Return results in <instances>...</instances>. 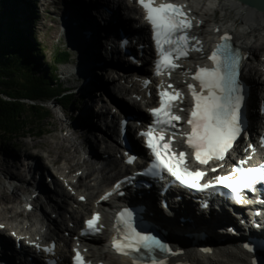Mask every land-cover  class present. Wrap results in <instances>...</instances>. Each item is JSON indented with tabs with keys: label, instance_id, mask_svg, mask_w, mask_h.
Returning a JSON list of instances; mask_svg holds the SVG:
<instances>
[{
	"label": "bare ground",
	"instance_id": "bare-ground-1",
	"mask_svg": "<svg viewBox=\"0 0 264 264\" xmlns=\"http://www.w3.org/2000/svg\"><path fill=\"white\" fill-rule=\"evenodd\" d=\"M111 1L112 3L110 6H113V9L117 10L119 7L117 3L114 0ZM205 1L209 2L208 5L216 8L209 13L204 11H201L200 13L203 15L204 19L209 21V23H215L214 26L217 27V31L213 34L208 33L203 35L205 41L202 45H205L207 41L210 42L211 40H215L224 35L225 31L230 30L231 25L235 22L245 21L248 20V18L251 19V17L254 18L252 15L256 12L251 5L242 0H197L196 5H201L199 10H201V7L206 3ZM105 3L104 0H42V2H40L46 11L41 18L40 26L50 29L46 37L47 40H53L58 35L60 31L59 23H61L58 17L59 15H64V18L70 20L71 26L76 30L77 35L85 42L84 55L87 66L84 67V69L82 68V72L83 70L85 71L84 74L80 75L77 65H71L68 67L63 66L61 70L66 74L64 75L66 81L64 89L69 93V97L71 96L70 92L73 89H78L82 93L84 100L78 104V111L76 113H72L67 108L66 110L68 112H66L64 108L61 109L67 120L65 121L64 118H60L59 116L55 117L52 121L54 124V132L48 133L47 129L33 130L30 134V139L28 138V140L24 142L20 141L19 143L5 144L4 147H0V264H26V261L20 260L22 258L21 256H18L19 253H17L15 249L16 243L10 236V233L19 232L24 228L21 226L23 222L19 219L22 215H26L30 218L32 224L37 225L31 219L34 214L32 212L33 215L31 213L28 214L24 210V203L33 204V206L37 208V203L42 201L41 198L43 199L46 197L49 200L48 204L52 207L58 206V211H63V209H65L66 213L62 216L60 221L57 220L58 217L51 219L52 213L49 215V212L43 210L41 213L44 214L45 218L47 216L48 219H51L57 230L58 228L64 231L70 230V222L73 221L77 224L81 217L84 216V213H82L81 210H77V208L73 207L71 204H68L69 199H72L75 203L81 204L83 210L92 212L95 207V198L102 197L103 192H99L108 187L113 179L110 175L111 170L109 168H114L121 163L120 157L114 155L115 151L111 152L109 155L108 150L110 149V146L107 144L110 140L112 142L117 141L116 136L118 131L116 130L118 129L114 124L113 129L115 130H113L112 133L116 136H113L112 133L110 135L109 130L102 129L101 123L105 122L106 118L104 112L110 114V108L107 109L106 107L105 111L101 109L103 106L96 97V94L101 88H111L110 85H113V81L116 79V73L120 71L117 64L108 65L102 62L103 60H106L105 51L108 47L105 43L107 39L106 32H108L106 29L110 28L114 33L117 31L116 26H110L106 24L105 21L103 23L101 22L105 17L104 8L101 4ZM22 4L24 7L21 9ZM97 4L100 5L97 6ZM50 6L53 9V13L49 12ZM14 11L18 14H13ZM26 11L27 14H25ZM28 12V8L23 3V0H19V6L12 9L10 8L8 20L14 21V15L15 20H18L19 15L26 16L28 15ZM118 13L119 16L113 25L119 24V27L127 29L129 26V18L125 17L122 11H119ZM38 16L39 14L34 16L29 24L31 29L30 33L34 38L35 36L37 37L39 30L37 25V23H39ZM109 18L110 16L106 17V20L108 21ZM51 20L53 21L51 22ZM133 30L134 29H132V32L134 33ZM200 33L203 34V31H200ZM250 36L252 37V35ZM35 40L38 41V38H35ZM107 41L110 43L109 40ZM18 42L19 41L16 39L14 45L19 46ZM21 45H23V42ZM248 48H250L249 53L251 54L252 51L257 49L254 44L248 45ZM198 54L200 53L198 52ZM199 58L203 60L202 55ZM98 59L102 62L101 68L103 70L95 69L91 65V62H95ZM106 66H109L110 68ZM38 70L41 73L39 68ZM138 71L142 74L149 75L145 73V69ZM175 80L178 83V80ZM54 84L55 83L53 82L52 85ZM256 84L258 87L257 90L261 91L263 83L258 80ZM179 85L181 87L183 86L181 84ZM60 86L61 88H58L59 94L56 95L55 91H53V95L55 100L63 101L69 97L65 96L62 84H60ZM114 86H116L115 83ZM113 97L114 99L119 98L116 93L115 95L113 94ZM35 100L37 101L36 95ZM140 101H142V99L139 100L140 104H138L133 100V102L138 104L139 107L143 105V102ZM137 112L138 115H140L138 117H141V115L145 116V113L142 111ZM34 122L37 123L38 121ZM58 126L61 128V132H55V130L59 129ZM107 129H109L108 126ZM46 133L50 135H45ZM91 137H94L97 141L96 146L92 143H88L91 141ZM131 138L135 141H139V138L136 135L134 138V134L131 135ZM86 154L90 155L92 159L88 162V169L91 170V173L87 175L89 176V179H86V177L80 174V188L78 190L70 187L67 188L66 185L68 183H75L73 180L75 177L73 175L74 173L77 174L81 170H86L84 169L86 167L85 163L80 161V159ZM139 156L142 157L140 154ZM104 161L107 162L106 166ZM185 161L187 164L194 163L191 159H186ZM99 164L102 165V167L105 166L103 170H100L101 167ZM26 167L28 168L29 173L35 171V175L34 173H31L33 179H24L29 174L27 173L28 171L25 172ZM24 172L25 174H23ZM99 172H103L101 179L98 180L99 176L92 178L93 175L98 174ZM47 178L53 181V187L49 185ZM91 182H94V184ZM73 186H76V184ZM32 187L36 188L40 194H42V197L39 195L37 196V200L26 201V195L32 191ZM95 191L96 194H94ZM169 193L171 198L175 201L176 199L173 197V193ZM83 195H87V197L82 199L81 196ZM156 197L158 198L159 195L157 194ZM59 198L60 201L58 202ZM83 200L87 201L85 202ZM183 201L185 202V205L178 207V212L175 215V222L172 225L161 224L165 229V232H167V235L178 243L188 244L192 247L209 245L214 246L216 249L220 246L228 247L227 249L230 250H235V248L236 250H244L245 248L252 253L254 251L253 249H255L254 242H249L243 237L245 236L250 239L251 237L256 236L261 237L262 240H264V231L261 233L255 232L254 228L256 229V225H253V222H251V224L254 228H251V226L248 225L251 229L248 232H245V230L240 228L237 224V218L223 207L217 211V209L213 208L212 204H210L206 209H200L198 207L200 203L198 199H195V201H189L188 199L184 200L183 198ZM141 202L143 201H140L139 203ZM150 204L151 203L145 202L140 207L141 210L145 211V214L147 212L149 222L157 220L158 217L162 218L165 216L159 208L160 204L158 203V200H156V204L153 203L151 205L152 207L147 210V207L150 206ZM155 205L158 206L157 209H154ZM108 206L111 205H106L107 209ZM78 208H80V206ZM181 216L184 224L181 223L182 220H177ZM107 217L108 212L106 210L103 217L106 225H108L109 220ZM63 225L65 228H62ZM227 225L231 228L225 229ZM235 227L239 229L237 234L231 233V230ZM198 234H202L203 237ZM102 239L103 236H96L91 242H89V244L94 246L99 245ZM66 241L67 245L70 246V240L68 241V239H66ZM242 243H245L244 248L241 246L243 245ZM259 249L264 251L263 248ZM175 250L177 254L171 253L162 258L166 264H243L244 262L238 253H232V259H230L229 256L226 255L215 254V256H211V254L215 253L214 251L202 252L196 248L188 249L179 247ZM222 254H229V252L222 251ZM93 256L94 254L92 257ZM106 259H108L110 263H114L112 257ZM122 263L133 264V260L124 259L122 260Z\"/></svg>",
	"mask_w": 264,
	"mask_h": 264
},
{
	"label": "snow or ice",
	"instance_id": "snow-or-ice-1",
	"mask_svg": "<svg viewBox=\"0 0 264 264\" xmlns=\"http://www.w3.org/2000/svg\"><path fill=\"white\" fill-rule=\"evenodd\" d=\"M137 3L144 10V19L150 25L152 39L160 56L156 62L157 75L165 70L169 73L176 71L179 65L174 60L187 59L192 51L203 52L200 41L188 35L193 24L190 14L184 11V6L172 3H161L156 6L155 0H137ZM220 40L221 42L207 57L213 67L211 69L198 67L196 72L191 74V78L199 82L200 92L197 93L193 85H188L194 105L187 121L191 132L186 136V144L192 149L195 160L200 164H207L212 159L223 160L242 131L243 97L238 81L241 56L239 50L232 47L230 35L224 34ZM181 95L179 91H174V94L162 92L161 108L152 110L155 117L154 125L141 133L146 139V147L154 157V162L147 171L151 173L162 170L180 185L200 191L210 187L199 183L206 173L189 171L185 166V152H179L177 157L171 148L172 140L164 143L163 135L158 138L153 136L154 132L162 133L168 127H176L173 121H179L180 117L172 115V107L173 101ZM165 96L168 97L167 100ZM172 135L174 137L176 133L173 132ZM134 159L130 157L128 163H132ZM212 171L215 172L217 169L213 168ZM229 180L230 177H217L220 185L230 189L232 193H238L242 189L252 188L257 182H264V174H261L260 169H249L242 171L237 180L232 182ZM236 199L239 200L240 197L237 196ZM130 219L131 213L128 211L121 212L118 216V223L123 225V230L118 228V234L112 237V248L117 254L130 256L133 264H139L142 257L133 254L139 253L141 249L149 252L154 249L169 251L166 245L154 238L138 233L132 227ZM98 221L99 215L96 214L86 222L90 232L98 231L96 228ZM74 264H84L79 251L74 257ZM152 264H165V261L153 260Z\"/></svg>",
	"mask_w": 264,
	"mask_h": 264
},
{
	"label": "trees",
	"instance_id": "trees-1",
	"mask_svg": "<svg viewBox=\"0 0 264 264\" xmlns=\"http://www.w3.org/2000/svg\"><path fill=\"white\" fill-rule=\"evenodd\" d=\"M10 1L0 0V133L13 135L47 117L28 101L35 95L37 100L52 96L54 89L48 67L29 53L35 49L33 43L18 39V24L8 20ZM16 39L25 48L16 47Z\"/></svg>",
	"mask_w": 264,
	"mask_h": 264
},
{
	"label": "rangeland",
	"instance_id": "rangeland-1",
	"mask_svg": "<svg viewBox=\"0 0 264 264\" xmlns=\"http://www.w3.org/2000/svg\"><path fill=\"white\" fill-rule=\"evenodd\" d=\"M16 1H18V0H16ZM40 2H42V0H23V3L26 5V7L29 8V11L30 12H28L29 14L26 15V16L23 15L22 16V19L17 24H18V28H19L18 29V34H19V38L18 39H21V41H26L28 43L29 42L30 43H33V44L35 43L36 46H39V48H40L39 51L36 50L34 52H29V53L31 55H33L34 58H36V56H37V60L44 65V64H50V63H53L54 62V59L56 58L57 50H60V49L63 48V47H60L62 45V41L61 40L66 41V39H67L69 46L71 45L70 47L73 50H75L74 46L76 44V42H75L76 39L75 40H73V39L71 40L69 38V35H67L66 33H65V35H66V38H65L62 35L61 32L53 40H47L46 39V37H47L50 29L49 28H46V27H43V26H40V22L42 20L41 18L46 13V11L44 10V8L40 4ZM208 3L209 2L207 1L203 5V7H206V5H208ZM49 12L53 13V9H52L51 6H50ZM25 14H27V11L25 12ZM37 14H39V16H38L39 23H37L38 29H39L38 30V33H37V38H38V41L39 42L35 40L36 36L34 38L32 36V34L29 32V30H31L29 24L31 23V21L34 18V16H37ZM52 21L53 20H51V22ZM36 43H38V44H36ZM15 46L18 47V48L25 47L24 43H23V45L20 44L21 47L20 46H17V45H15ZM29 53H28V55H29ZM65 65H63V66H65ZM63 66L62 65H59V67H58V71L56 73L57 76H58L57 83H61L62 86H66V81H65V78H64L65 77L64 76L65 73L61 71L62 68H63ZM118 80H119V76L116 75L115 83L118 82ZM72 81H71V83H72ZM113 83H114V81H113ZM72 85H74V84H72ZM73 88H75V87H73ZM78 91H79L78 89H73L70 93H78L79 94ZM79 95H78L77 99L79 98ZM96 97H97V99H99V101L103 105H106V103L107 104H112L113 95L111 93L107 92L106 89H101V94H100V92H98L96 94ZM83 100H84L83 97H81V95H80V99H78L75 102V104L73 105V107L70 106L71 107L70 110L71 111L73 110L72 111L73 113L77 112L78 111L77 110L78 109V104H80ZM109 106H112V105H109ZM45 109H49L51 114L48 116V118H46L45 120H43L42 123H40V122L35 123L34 122V129L36 128L35 131L41 130V129L42 130L43 129H49V132H54V130H53L54 124H53L52 121L54 120L55 117H58L59 116L61 118V117H64L65 115L61 111V107L58 106V105H55V103H53L52 101L46 103ZM101 124H102V126H105V123H101ZM58 127H59V129L55 130V132H61L60 131L61 130L60 126H58ZM45 135H50V134L46 133ZM19 138L16 139L15 142H17V143L20 142V141L21 142H24V141L28 140V138L30 139V135L27 138L26 137L25 138H22V139L21 138L19 139ZM38 138H41V137H38ZM88 143H92V144H94L96 146L95 138L94 137L93 138L91 137V141H89ZM2 144L3 143H0V147H2ZM173 246H175L177 248H179V247H181V248H188L185 245H182V244H179V243H174V241H173ZM261 260L264 261V255H262Z\"/></svg>",
	"mask_w": 264,
	"mask_h": 264
},
{
	"label": "water",
	"instance_id": "water-1",
	"mask_svg": "<svg viewBox=\"0 0 264 264\" xmlns=\"http://www.w3.org/2000/svg\"><path fill=\"white\" fill-rule=\"evenodd\" d=\"M242 1L251 5L252 8H259V4L256 2V0H242Z\"/></svg>",
	"mask_w": 264,
	"mask_h": 264
}]
</instances>
